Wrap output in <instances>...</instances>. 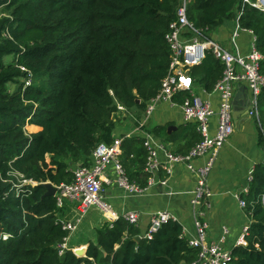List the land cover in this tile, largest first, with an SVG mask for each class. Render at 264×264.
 Segmentation results:
<instances>
[{"label":"trees","instance_id":"obj_1","mask_svg":"<svg viewBox=\"0 0 264 264\" xmlns=\"http://www.w3.org/2000/svg\"><path fill=\"white\" fill-rule=\"evenodd\" d=\"M185 0H0V264H193L199 252L189 246L179 222L163 225L153 239L120 219L98 231L86 257L57 247L68 236L55 197L44 183L71 184L80 164L91 166L94 151L111 145L120 123L119 106L140 119L170 73L171 26ZM242 15L240 16V14ZM240 17L264 57V13L243 0H188L187 18L208 35ZM32 86L24 91L27 73ZM225 72L208 51L191 69L195 86L210 95ZM264 75V61L261 63ZM191 93L175 99L182 105ZM138 101L140 103H138ZM260 144L264 146V90L260 97ZM42 128L29 135L26 127ZM160 139H184L175 156L188 155L201 136L195 125ZM143 139H126L123 165L129 181H144L147 151ZM50 157V162L47 158ZM75 168V169H74ZM34 182L38 185H23ZM140 187V186H139ZM251 220L248 247L233 249L231 264H264V164L254 168L247 194ZM8 238L5 240L4 237Z\"/></svg>","mask_w":264,"mask_h":264},{"label":"built area","instance_id":"obj_2","mask_svg":"<svg viewBox=\"0 0 264 264\" xmlns=\"http://www.w3.org/2000/svg\"><path fill=\"white\" fill-rule=\"evenodd\" d=\"M187 3L188 0H185L178 14V21L172 24L171 31L167 37L173 54L170 73L164 80L158 97L148 103L144 115L149 117L160 103L169 102L176 104L175 99L181 93H191V97L179 106L182 108L185 121L196 125L197 131L201 136V143L188 155L175 156L168 152L165 147L157 145L152 136H147L144 141V147L147 151L145 172L151 175L149 185H154L156 184L154 178L159 172L165 171L168 175H171L172 167L175 165H186L191 172H195L192 162L208 158L206 166L196 172L198 183L192 200L195 237L187 240L184 235V238L189 242V246L192 249L199 252L198 260L193 264H231L233 262V251L228 252L222 246L227 239L228 230H223L224 235L220 244L209 243V225L204 221L202 207L207 206V201L211 197V192L208 189V178L215 166L217 156L236 132L234 122L235 98L238 89L242 86H245L247 91H249L245 112L250 119H255L261 128L260 97L264 90V75L261 73V63L264 61V57L257 50V41L252 32H249L253 36L249 54L243 56L238 52L237 39L243 31L240 26V17L236 20V28L231 38V44L237 51L235 54L221 47L205 31L196 29L189 22L187 18ZM243 4L264 13V0H243ZM210 50L225 66L223 78L217 84L213 93L220 99L218 110L194 93L195 84L190 74L191 69L202 65ZM21 70L27 73V77L23 82L25 91L32 86V74L23 67H21ZM118 110L119 114L126 113V109L122 106H119ZM214 117H217L215 134L212 133L211 129V120ZM123 143L124 139L116 138L111 145H99L92 156L95 162L91 166H78L74 171L73 182L57 187L55 198L57 199L58 207L61 208L64 201L69 200L78 203L81 208L80 212L83 214L90 207H97L109 218L111 225L122 219L132 226H137L141 220L140 213L129 212L118 215L114 208L102 197L104 179L108 168L111 166L115 168L118 185L126 192L142 194L145 190L132 184L126 175L122 162ZM161 153L165 155V162L160 159ZM252 174L253 171L250 173L249 183L252 182ZM25 184L28 183L25 182ZM30 185L35 187L38 184L30 182ZM248 191L247 189L243 194H247ZM237 198L240 206L246 209L247 204L245 201L239 196ZM169 222H178V219L169 212L154 214L151 217L149 232L144 239L152 240L153 235ZM79 223L80 220L75 223L63 224V230L71 235L77 230V224ZM251 224L250 222L248 226L243 228L241 238L235 248L248 247L247 239L251 233ZM7 238V236L4 237L5 240ZM69 239L67 237L58 245L59 256H64L69 252Z\"/></svg>","mask_w":264,"mask_h":264},{"label":"crops","instance_id":"obj_3","mask_svg":"<svg viewBox=\"0 0 264 264\" xmlns=\"http://www.w3.org/2000/svg\"><path fill=\"white\" fill-rule=\"evenodd\" d=\"M236 28V21L226 22L220 29L210 34L213 41H222V37H231ZM240 34L241 44H238V52L247 56L251 49L253 36L242 31ZM231 43V41H230ZM231 48L236 49L231 44ZM194 93L202 100L212 104L218 110L220 99L216 94H206L199 86H195ZM235 118L236 132L230 138L225 147L219 152L214 168L208 178V189L211 197L207 201V206L202 207L204 221L209 225V243L220 244L223 230H228L223 248L232 252L241 238L243 228L250 224V218L246 210L240 206L238 196L249 190V176L254 168L259 164H264V146L260 142V127L257 121L250 119L245 112V104L248 101L249 91L245 86L238 89L236 96ZM127 113L121 114V122L116 131V138L126 139L139 137L145 140L147 136H152L157 145L163 146L170 153L177 154L180 145L184 144V139L176 142H169L160 139L149 131L158 127H167V135L178 134L182 128H187L182 108L179 105L169 102L160 103L153 113L146 117L144 114L140 119L133 114L129 117ZM195 125V124H192ZM217 117L211 120L212 133L215 134ZM196 126V125H195ZM170 128L176 130L170 132ZM29 135H37L42 128L35 125L26 127ZM123 150L122 162L125 160ZM161 161L165 162V155L160 154ZM50 162V157L47 158ZM208 158L194 160L192 165L195 172H191L186 165H175L172 167V174L159 172L154 185H149V180L144 181V177H137L135 185L145 189L142 194L128 193L117 183V174L114 167H109L103 184V199L110 204L118 215L129 212L141 214V220L136 226L140 232L141 240L149 232L151 217L158 212H169L176 216L178 222L184 229L187 240L195 237L194 229V208L192 200L197 187V171L206 166ZM93 164V161H92ZM82 165V164H80ZM78 165V166H80ZM77 166V167H78ZM76 167V169H77ZM75 169V168H74ZM75 169V170H76ZM74 170V171H75ZM165 183V184H164ZM60 212L58 219L63 223L77 224V230L69 235L68 244L75 253L84 250L87 254L89 245L97 243L98 231L105 226H112L109 218L100 209L90 207L85 214L81 213L80 205L76 202L65 200L63 206L58 207ZM86 255L83 257L85 258Z\"/></svg>","mask_w":264,"mask_h":264},{"label":"water","instance_id":"obj_4","mask_svg":"<svg viewBox=\"0 0 264 264\" xmlns=\"http://www.w3.org/2000/svg\"><path fill=\"white\" fill-rule=\"evenodd\" d=\"M238 98H239V95L236 96L235 101H237ZM138 103H140V102L138 101ZM234 118H235V115H234ZM169 130L171 132V131L176 130V128H170ZM91 160L93 161V163L95 162L94 157H91ZM42 186L47 191V193L45 194V197H55L56 196V194H57V187L56 186H54L51 183H44V184H42ZM136 241L140 242L141 238L140 237L136 238ZM76 255L79 256V257H84L86 255V252L84 250H81V251H78L76 253Z\"/></svg>","mask_w":264,"mask_h":264},{"label":"rangeland","instance_id":"obj_5","mask_svg":"<svg viewBox=\"0 0 264 264\" xmlns=\"http://www.w3.org/2000/svg\"><path fill=\"white\" fill-rule=\"evenodd\" d=\"M241 35H242V33H241ZM211 38V37H210ZM230 41H231V37L229 38V37H225V36H223L222 37V41H217L216 40V43H218L221 47H223L224 49H226V50H228V51H230V52H233V53H235V50L234 49H232L231 48V43H230ZM237 42H238V44H241L242 43V40L240 39V37L237 39ZM118 118L120 119V122H121V116L120 115H118ZM252 120H254V121H256L255 119H252ZM257 125H258V123H257ZM259 126V125H258ZM29 134V133H28ZM21 183H23V185H30V182H27L28 184H25V182H21ZM31 185H32V183H31ZM97 208V207H96ZM68 251H72V252H74L75 253V251L72 249H70V246H69V244H68ZM76 254V253H75Z\"/></svg>","mask_w":264,"mask_h":264}]
</instances>
